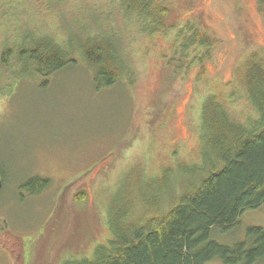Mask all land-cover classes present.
I'll return each mask as SVG.
<instances>
[{
  "label": "rangeland",
  "instance_id": "1",
  "mask_svg": "<svg viewBox=\"0 0 264 264\" xmlns=\"http://www.w3.org/2000/svg\"><path fill=\"white\" fill-rule=\"evenodd\" d=\"M46 1L0 0V54L6 45L19 42L26 20L43 16L51 23L45 26L49 31L54 20L63 22V5L53 2L50 11ZM103 1H84L79 16L96 5L91 9L95 13L110 9L109 0ZM167 1L172 20L194 21L217 39L213 60L206 66L210 80L199 86L188 74L171 79L168 86L159 72L163 56L171 54L172 35L133 37L135 28L120 30L123 15L117 11L103 16L116 20L114 30L126 44L133 89L123 79L115 88L96 90L82 61L46 78L31 68L24 72L15 65L11 71L0 65V264H62L90 256L111 238L115 207L149 213L155 208L148 198L156 197L164 207L174 195L172 185L166 197L159 186L149 192V177L178 162L199 161V111L208 94L219 92L239 121L251 113L242 91L237 90V103L228 97L245 58L253 51L264 56V0ZM158 96L164 112L153 107ZM34 176L50 180L49 188L37 196L21 188ZM176 185L181 188V181ZM82 192L87 199L77 202ZM241 222L238 229L215 239L231 245L245 237L247 227L264 228V205L246 212Z\"/></svg>",
  "mask_w": 264,
  "mask_h": 264
},
{
  "label": "trees",
  "instance_id": "2",
  "mask_svg": "<svg viewBox=\"0 0 264 264\" xmlns=\"http://www.w3.org/2000/svg\"><path fill=\"white\" fill-rule=\"evenodd\" d=\"M92 1L47 0L50 11L55 8L53 2L63 5V22L54 20L56 32L55 26L52 32L46 28L51 23L43 16L37 21L24 19L19 42L2 49L0 65L11 71L15 65L24 72L31 68L46 78L82 61L83 68L93 76L96 90L115 88L123 79L133 89L126 44L114 30L116 20L103 16L117 11L123 15L120 30L135 28L133 37L172 35L171 54L163 56L165 64L159 72L168 86L171 79L184 78L186 74L194 76L197 86L210 80L206 66L213 60L217 39L194 21L182 24L180 19L172 20L167 0H109L110 9L95 13L91 9L96 5L87 15L79 16L81 4ZM15 2L21 4L23 0ZM90 26L96 29L87 31ZM10 62H14L13 66ZM236 75L238 82L228 99L237 103V90L242 91L241 98L251 108L249 116L244 121L237 120L219 92L208 94L199 111V161L178 162L146 182L151 193L159 186L163 197L170 185L174 186L175 193L165 206L151 195L147 203L155 211L134 213L115 207L111 212V238L90 256L68 259L62 264H209L214 260L222 264H264L263 227H247L245 237L231 245L215 239L241 227L246 212L264 205V56L259 51L251 52ZM161 100V96L154 99L153 107L157 105L154 108L158 112L165 111ZM178 181L181 188L176 185ZM49 186L50 180L34 176L21 188L37 196ZM82 193L75 197L77 202L86 201L87 194Z\"/></svg>",
  "mask_w": 264,
  "mask_h": 264
},
{
  "label": "water",
  "instance_id": "3",
  "mask_svg": "<svg viewBox=\"0 0 264 264\" xmlns=\"http://www.w3.org/2000/svg\"><path fill=\"white\" fill-rule=\"evenodd\" d=\"M2 188H3V182H2L1 172H0V192L2 191Z\"/></svg>",
  "mask_w": 264,
  "mask_h": 264
}]
</instances>
